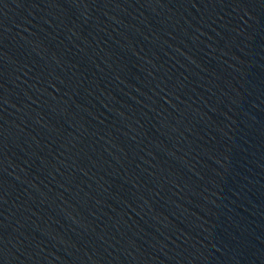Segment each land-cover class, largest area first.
<instances>
[{
    "label": "water",
    "instance_id": "95a60500",
    "mask_svg": "<svg viewBox=\"0 0 264 264\" xmlns=\"http://www.w3.org/2000/svg\"><path fill=\"white\" fill-rule=\"evenodd\" d=\"M0 264H264V0H0Z\"/></svg>",
    "mask_w": 264,
    "mask_h": 264
}]
</instances>
